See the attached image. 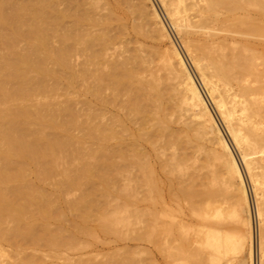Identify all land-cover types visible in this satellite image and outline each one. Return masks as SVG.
Wrapping results in <instances>:
<instances>
[{
	"label": "bare ground",
	"instance_id": "obj_1",
	"mask_svg": "<svg viewBox=\"0 0 264 264\" xmlns=\"http://www.w3.org/2000/svg\"><path fill=\"white\" fill-rule=\"evenodd\" d=\"M135 238L264 264V0H0V264Z\"/></svg>",
	"mask_w": 264,
	"mask_h": 264
},
{
	"label": "rangeland",
	"instance_id": "obj_2",
	"mask_svg": "<svg viewBox=\"0 0 264 264\" xmlns=\"http://www.w3.org/2000/svg\"><path fill=\"white\" fill-rule=\"evenodd\" d=\"M162 16H163V14H162ZM170 31H172V30H170ZM172 34H173L172 36H174V38L176 39V42H178V40H177L176 36L174 35L173 31H172ZM177 44L179 45V42ZM186 59H187V57H186ZM190 67H191V64H190ZM246 181H247V179H246ZM135 227H136V232L140 231L139 224H136ZM146 241H147V239H144V238L139 240V241L136 238L131 240V241H129V244L132 245L131 247H132V250H133L134 264H138V263L139 264H148V263L149 264H156V263L157 264H161V263L162 264H179L180 263V261H178V258H176L177 255L174 254V256H176L175 257L176 260H175L174 257H173L174 260H171L169 258H165V257L161 256V254L155 249V247L149 241H147V242ZM137 252H138V254H137ZM151 255H152V257H151Z\"/></svg>",
	"mask_w": 264,
	"mask_h": 264
}]
</instances>
